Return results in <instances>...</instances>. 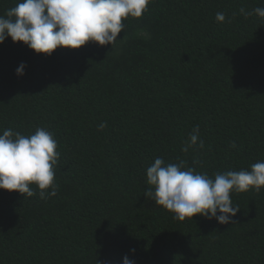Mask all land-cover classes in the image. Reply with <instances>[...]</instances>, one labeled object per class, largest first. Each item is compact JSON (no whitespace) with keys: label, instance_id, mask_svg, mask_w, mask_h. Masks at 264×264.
I'll list each match as a JSON object with an SVG mask.
<instances>
[{"label":"trees","instance_id":"trees-1","mask_svg":"<svg viewBox=\"0 0 264 264\" xmlns=\"http://www.w3.org/2000/svg\"><path fill=\"white\" fill-rule=\"evenodd\" d=\"M257 7L150 0L113 48L0 44V134L45 128L59 153L55 196L0 189V264H264V186L232 192L240 211L223 225L178 221L144 195L157 157L213 179L264 161V18L240 13ZM197 126L203 148L181 151Z\"/></svg>","mask_w":264,"mask_h":264},{"label":"clouds","instance_id":"clouds-1","mask_svg":"<svg viewBox=\"0 0 264 264\" xmlns=\"http://www.w3.org/2000/svg\"><path fill=\"white\" fill-rule=\"evenodd\" d=\"M150 0H19L4 15H0V44L7 38L22 42L37 54L51 55L57 48L79 49L89 42L100 46L113 45L123 31V20L140 18ZM240 13L247 18L256 14L264 18V8ZM223 12L216 20L224 22ZM26 65L21 63L17 75H23ZM105 123L99 125L100 129ZM203 148L199 127L193 129L181 151L188 152L193 145ZM57 142L51 132L38 127L34 134L24 135L11 128L0 134V189L18 192L28 197L35 195L30 185L40 190V198L56 195L54 166L59 159ZM184 169V162L167 164L157 157L146 169L144 192L147 200L174 213V219L184 221L201 215L215 219L219 224L233 223L240 211L233 206L230 194L250 189L259 192L264 186V161L251 166V170L216 173H198ZM51 188V192L45 190ZM219 213V214H218ZM135 252V249L130 250ZM123 264H135L128 256Z\"/></svg>","mask_w":264,"mask_h":264}]
</instances>
